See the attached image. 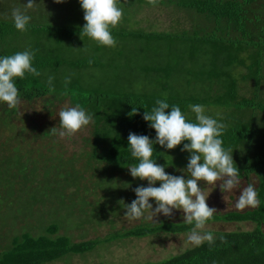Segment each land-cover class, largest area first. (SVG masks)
<instances>
[{
    "label": "trees",
    "instance_id": "16d2710c",
    "mask_svg": "<svg viewBox=\"0 0 264 264\" xmlns=\"http://www.w3.org/2000/svg\"><path fill=\"white\" fill-rule=\"evenodd\" d=\"M142 2L144 4L145 0ZM149 4L165 8L171 20L168 25L170 31L163 29L146 32L147 29L139 30L129 23L123 26L118 24L111 29L116 41L114 47L97 43L94 47L87 45L90 38L82 34L83 23L29 22L27 25L26 30H30L38 40L35 48L29 51L33 54V66L39 70L40 75L34 77L26 74L24 79H16L20 101L44 100L45 109L52 113L55 101L69 98L72 105L78 104L92 114V131L85 138L88 149L82 151L85 158L80 167H77L76 158L64 159L59 153L44 160V166H39V161L31 156L32 151L38 154L39 150H32L25 141L19 142L18 137H15L14 142L18 143L12 146L14 149L5 148L0 151V200H7V195L15 194L18 196L16 203L24 199L28 204L31 203V207L39 203L41 209L38 212L52 219L42 227L43 233H32L30 230L11 233V247L0 251V264H44L67 254H84L101 243L121 238L191 231L193 225L167 217L116 229L103 237L75 241L71 236L58 234L60 223L57 221V216H67L64 212L76 213V207L83 211L92 206L94 209L91 211L99 208L97 211L101 213L103 207L111 212L125 208L121 193L117 195L114 188L121 174L125 173L133 188L135 184L145 183L143 180L138 183L134 179L131 181L133 177L127 166L138 161L131 156L128 135L134 132L147 135L150 139L155 138V130L149 127L143 114L151 109L157 99H166L170 105L180 106L182 113L195 122V114L189 105L209 102L207 98L203 100L197 96H183L187 88H176L174 81L177 75L172 61L179 60L182 52H188L191 63L196 66L193 72H197L209 87L204 90L207 91L206 96L223 107L224 117L213 116L210 112L206 114L217 118L223 125V146L233 149L232 157L239 169L238 178H258L255 188L259 203L244 212L213 214L207 222H252L253 229L205 230L213 233V244L205 242L199 247L192 246L167 258L140 264H264V96L259 94L264 87V0H153ZM2 6L0 0V55H11L19 52L16 45L19 36L25 31L14 28L12 9H1ZM30 11L27 9V14L32 17L35 13ZM155 38L169 42L165 47L168 48L167 57H164L160 47L152 48L150 42ZM68 43L77 44L80 50L78 56L70 54L74 47L67 46ZM134 43L138 44L137 52L129 56L128 66L136 55L139 63L137 67L152 75L151 85L148 78H145L147 85L144 87L123 85L109 90L88 86L76 76H84L86 71L95 73L96 69L104 73L111 70L114 77L118 78L121 62L128 56L126 46H135ZM171 52L176 53L175 56ZM49 77L52 78L51 84L48 82ZM67 78L70 81L65 84ZM128 78L132 79V76L129 74ZM251 80L255 82L256 94H259L254 97L241 93L244 89L251 91L249 85L245 84ZM241 81L245 87L238 89ZM218 86L222 89L211 95L210 92ZM136 108L138 112L131 114L132 109ZM170 110L166 109V112ZM17 113L18 105L9 108L6 104H0L1 126L15 130ZM33 127L36 129L38 125L34 124ZM25 128L22 126L15 136L21 139ZM40 133L42 136H50L53 131L50 127H43ZM183 143L173 149L154 144L153 159H156L157 164L165 166L167 173L172 174L174 167L184 164L180 157ZM90 169L96 177L92 186L81 182ZM49 175L53 182L46 184ZM100 188L105 191L107 198L99 196L101 200L93 205L90 197L92 194L96 197ZM56 190L58 192L55 193ZM109 202L113 208H108ZM30 213H33V208ZM116 213L113 212V215L116 216ZM24 214H27L25 209L20 210V215L15 214L14 220L21 219ZM40 217L43 224L44 220ZM87 217L86 221H92L90 217L93 215Z\"/></svg>",
    "mask_w": 264,
    "mask_h": 264
},
{
    "label": "rangeland",
    "instance_id": "374dc122",
    "mask_svg": "<svg viewBox=\"0 0 264 264\" xmlns=\"http://www.w3.org/2000/svg\"><path fill=\"white\" fill-rule=\"evenodd\" d=\"M27 0H1L3 6L1 9L6 8L7 10H13L15 8H20L22 10L25 9V3ZM126 5H130V7H126ZM22 6V8H21ZM118 6L123 10V15L119 25L123 26L125 23H129L130 26H133L136 29H147L146 32L150 31H159V30H167L170 31L168 26L165 24V15L166 12L164 11L165 8H159V6H153L149 4L148 0L142 2V0H120L118 1ZM31 13H35L32 15L30 22L34 24H44V23H56L60 22L63 24H85L86 21L84 20V11L82 10L79 0H64L63 3H56L55 0H35V3L32 8H30ZM144 16H143V14ZM160 14H162L161 17ZM164 14V15H163ZM151 16V21L150 17ZM149 18V20H148ZM155 19V21H154ZM150 23V24H149ZM159 40V41H158ZM155 38L151 40L152 48L162 49L164 52V57H167L166 54L168 48L166 49V43H169L166 39H158ZM38 40L32 35L30 30H26L25 32L21 33L19 36V43H17V48L20 51L24 50H31L34 49ZM93 40H88L87 45L91 47L95 46ZM130 43V42H129ZM135 46L130 44L128 47L126 46V55L121 62V73L118 78L114 77V74L109 70L104 73L103 71H99L95 69V73L93 72H84L81 76L76 75L81 78L82 82L88 84L91 87H101L105 89H112L116 86H123L126 85L128 87L138 86L139 88L146 86V79L148 78L149 85L152 84L151 77L152 75L146 74L145 71L137 65L138 57L135 55L133 57V62L128 66L129 56L134 55L137 51V43H134ZM67 46L74 47V50L70 52L72 56L79 55V47L77 44L68 43ZM133 49V51H130ZM90 52H88L89 54ZM178 53V52H177ZM181 53V52H179ZM171 55L176 53L171 52ZM121 57V56H120ZM168 59V58H167ZM175 59V57H174ZM137 62V63H136ZM144 62V61H143ZM175 66V81L176 88L182 90L187 88L185 92H183V96L190 97H200V99L207 98V102L204 103L203 106L206 109V113H211L213 116H223L225 114L223 107L221 104L217 103L216 101H212L213 98L210 96H206L207 91L205 89H209V87L203 82L201 77L195 71L196 66L193 65L190 61L188 52H182L179 55V60L175 59L172 61ZM135 63V65H134ZM141 63V62H140ZM145 63V62H144ZM167 62H164L166 64ZM136 66V67H134ZM199 68V67H198ZM231 73V72H229ZM238 73V71H237ZM132 76V79L128 78V76ZM94 75H98L96 78ZM96 79L98 81L96 82ZM248 81V80H247ZM96 83V84H95ZM245 84L249 85L251 91H244L242 90L241 93L246 94L247 96H255L259 95L264 96V87H262L260 93L259 91L256 94L255 91V82L249 81ZM243 82L241 81L238 84V89L241 88ZM245 87V86H242ZM193 89V90H190ZM215 88L213 92H210L211 95H214V92L217 90H221ZM151 92V91H146ZM68 106L72 105L69 98H64L59 101H55L52 105V113L48 112L45 109V101L44 100H36L33 102L27 101H20L18 104V113L16 115V119L14 123L16 124V129L12 130L9 127L1 126L0 124V151L7 148L14 149V146L18 142L16 141L15 137H18L19 142L25 141L26 144L32 148V150H39L38 154H33L32 151V158H35L39 166H44V160L48 159L51 155L55 154H62L64 159L67 158H76L78 163L77 167H80L84 163V156L82 151L88 149L85 146V138L91 135V124L82 128L78 131L75 135L71 137L60 138L56 134H51L50 136H42L40 131L43 127H57L59 128V116L58 112ZM224 117V116H223ZM195 119V117H193ZM36 124L38 127L35 129L33 125ZM25 126V130L22 132V138L20 139L19 136L16 135V131H20L21 127ZM14 137V138H13ZM13 138V140H12ZM10 146V148H8ZM27 146V147H28ZM28 147V148H29ZM55 150V151H53ZM14 157V151H11ZM43 156V157H42ZM189 153L187 151H183L180 157L183 161V165L179 167H174L173 175H183L186 179L187 174L185 172L180 171L184 169L188 162ZM95 162L93 163V165ZM95 166V165H94ZM92 170L90 169L87 172L86 178L81 180L82 183H87L89 186H92L91 183L96 181V177L92 175ZM116 174H119L118 172ZM130 174V173H129ZM51 175V174H50ZM48 176L47 180L45 181L46 184L52 183L51 176ZM121 179L118 180L114 185L116 188L117 195H122L123 205L131 203L133 199H135L134 189L137 186L144 185L147 186V180H143L145 183L135 184L133 188L129 185V181L125 176V173L121 174ZM99 178V177H98ZM130 179V178H129ZM141 181L138 178H132L131 181ZM240 185L238 187H244L248 184H253L255 187L258 183V178L256 176H252L249 180L245 178H239ZM159 181L156 182V186H159ZM220 181L216 182L215 185H208L204 181L199 182V186L204 191L205 195L208 193L207 203L210 207L216 209V213H227L230 211H247L252 209V207H246L243 210H238L234 206V201L240 194V189H234L232 191L223 192L220 188ZM1 184V182H0ZM58 186V184H57ZM57 188V187H56ZM1 191V187H0ZM13 191V190H12ZM15 192V191H13ZM58 192L57 190L55 193ZM7 200H0V251H6L11 247V240L10 235L11 233H20L25 230H30L32 233H43L44 229L42 227L47 225L51 222V218H47L43 212L40 211L41 207L38 203L31 207V203L28 204L25 199L16 203V198L18 197L15 194L7 195ZM28 196V195H27ZM98 196V198H97ZM96 197L92 194L90 197V201L93 205L101 199L99 196H105V191L103 189L98 190V194ZM107 198V196H105ZM112 199V198H111ZM114 203L112 200H110ZM108 202V201H107ZM150 202L153 203V208H155V202L152 198H150ZM59 206V204H58ZM43 207V206H42ZM113 208L114 206L109 202L108 208ZM31 208H33V213L31 214ZM27 214L21 216V219L15 221V214L20 215V210H24ZM92 206L86 207L85 210L80 211L79 208H75L76 213L72 212H64L67 216L63 218H58V223H60L58 234H65L71 236L73 240H86L91 238L103 237L107 235L110 231H114L116 229L121 228H129L136 225H139L143 222H155L162 220L165 217L164 215L160 214L155 216L154 220L148 219H136L131 220L124 216L126 212V208L121 210L109 211L103 207V213L101 211H97L98 209L93 210ZM43 211V209H42ZM61 211V210H60ZM85 211V213H84ZM113 212H117L116 216L113 215ZM151 210L145 213V215H150ZM61 213V212H60ZM92 213V214H91ZM93 217H90L92 216ZM44 220V223H41V217ZM89 216L92 218V221H86ZM173 221H182V212L179 210H174L173 215L170 217ZM83 225H81V223ZM254 228V224L252 222H210L207 223L205 230H213V231H234V230H251ZM187 234L188 233H155L150 236L146 237H126L117 240H113L110 243L104 242L97 246L91 251H87L84 254H67L63 258L58 260L44 263V264H140L146 261H156L160 259L167 258L171 255H175L178 253L183 252L184 250L192 247V245L187 241Z\"/></svg>",
    "mask_w": 264,
    "mask_h": 264
},
{
    "label": "clouds",
    "instance_id": "9594fccd",
    "mask_svg": "<svg viewBox=\"0 0 264 264\" xmlns=\"http://www.w3.org/2000/svg\"><path fill=\"white\" fill-rule=\"evenodd\" d=\"M63 3L64 0H55ZM153 2V0H149ZM35 0H27L24 10L15 8L11 11V21L18 31H26L31 16L27 9L33 7ZM84 11L82 34L100 46L114 47L115 38L111 29L116 27L122 18L123 10L118 6V0H79ZM33 54L29 50L15 52L11 55H0V104L15 108L20 103L19 89L16 79H24L26 74L38 77L39 70L33 66ZM52 78L49 77V84ZM70 81L67 78L65 84ZM171 109L166 112V109ZM195 114V122L190 121L180 106L170 105L166 99H157L149 111H145L143 119L149 122V127L155 130V138L147 135H138L130 132L128 147L131 156L138 161L128 165L129 173L133 178L147 180V186L140 185L134 189L135 199L125 204L124 216L131 220L148 219L157 215L171 217L174 210L182 212L185 223L193 225L187 234V241L199 247L203 243L213 244L215 238L212 232L205 231L207 222L213 217L216 209L207 203L205 195L199 186L200 181L208 185H215L220 181L223 192L240 189V194L234 201L238 210L246 207H256L259 203L257 191L253 184L238 187L239 169L236 166L232 153L233 149L225 148L221 138L223 125L221 122L206 114L201 104L189 105ZM138 109H132L136 114ZM59 128H52L54 134L60 138L71 137L92 121V114L78 104L68 106L58 112ZM183 143L182 151L189 153L188 162L180 171L183 176L172 175L165 171V166L156 163L153 159V145L159 144L165 149H173ZM159 181V186L156 182ZM152 198L155 202H150ZM151 210L150 215H145Z\"/></svg>",
    "mask_w": 264,
    "mask_h": 264
},
{
    "label": "crops",
    "instance_id": "0c3cea01",
    "mask_svg": "<svg viewBox=\"0 0 264 264\" xmlns=\"http://www.w3.org/2000/svg\"><path fill=\"white\" fill-rule=\"evenodd\" d=\"M142 14H143V12H142ZM161 15H162V14H160V16H161ZM163 15H164V14H163ZM143 16H144V14H143ZM161 17H163V16H161ZM149 18H150V20H149ZM149 18H148V20L151 21V16H150ZM169 18H170V16L166 13V15H165V19H166L165 21H166V22H165V24H166L167 26L170 24V21H171ZM154 21H155V19H154ZM149 24H150V23H149Z\"/></svg>",
    "mask_w": 264,
    "mask_h": 264
}]
</instances>
